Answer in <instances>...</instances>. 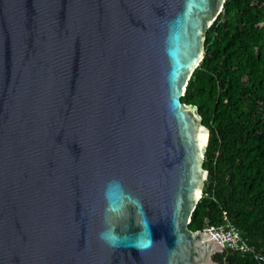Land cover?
<instances>
[{"label":"water","instance_id":"1","mask_svg":"<svg viewBox=\"0 0 264 264\" xmlns=\"http://www.w3.org/2000/svg\"><path fill=\"white\" fill-rule=\"evenodd\" d=\"M224 3L0 0V264H218L181 98Z\"/></svg>","mask_w":264,"mask_h":264},{"label":"trees","instance_id":"2","mask_svg":"<svg viewBox=\"0 0 264 264\" xmlns=\"http://www.w3.org/2000/svg\"><path fill=\"white\" fill-rule=\"evenodd\" d=\"M208 129L207 178L189 229L223 212L252 252L224 249L218 264H264V0H225L181 98Z\"/></svg>","mask_w":264,"mask_h":264},{"label":"built area","instance_id":"3","mask_svg":"<svg viewBox=\"0 0 264 264\" xmlns=\"http://www.w3.org/2000/svg\"><path fill=\"white\" fill-rule=\"evenodd\" d=\"M201 231L207 234L219 246L221 251L229 249L242 254L252 252L247 245V241L240 235L238 228L228 220L225 212H223V222L221 224L206 223Z\"/></svg>","mask_w":264,"mask_h":264},{"label":"bare ground","instance_id":"4","mask_svg":"<svg viewBox=\"0 0 264 264\" xmlns=\"http://www.w3.org/2000/svg\"><path fill=\"white\" fill-rule=\"evenodd\" d=\"M205 138H207L206 136H204L202 139H201V141H204L205 140Z\"/></svg>","mask_w":264,"mask_h":264}]
</instances>
